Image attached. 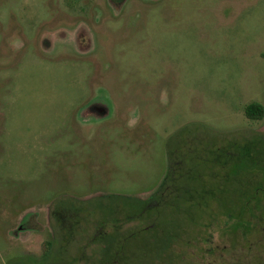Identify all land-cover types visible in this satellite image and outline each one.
Masks as SVG:
<instances>
[{"label":"rangeland","instance_id":"obj_1","mask_svg":"<svg viewBox=\"0 0 264 264\" xmlns=\"http://www.w3.org/2000/svg\"><path fill=\"white\" fill-rule=\"evenodd\" d=\"M114 3L0 0V264L261 255V220L248 238L253 255L246 232L216 230L208 247L195 221L214 224L225 200L235 209L236 173L212 162L230 149L212 156V144L264 132V117L244 114L249 102L264 105V0ZM93 100L107 115L80 123ZM171 162L173 188L156 214ZM55 206L76 216L69 233ZM108 229L128 236L116 257L99 248Z\"/></svg>","mask_w":264,"mask_h":264},{"label":"trees","instance_id":"obj_2","mask_svg":"<svg viewBox=\"0 0 264 264\" xmlns=\"http://www.w3.org/2000/svg\"><path fill=\"white\" fill-rule=\"evenodd\" d=\"M244 114L250 120H260L264 117V105L261 102L252 101L247 103L244 106ZM224 136V135H223ZM211 147L214 149L211 152L212 156H215L217 152L221 150L230 149L228 158L226 160H219L218 158L214 159L213 164H218L219 166H231L232 171L236 173L235 177V191H236V204L235 209H232L233 204L228 203L230 201L225 200L223 207L220 210H217L213 214L215 219L214 224L206 225L200 224L199 221H195V225L199 224V230H204L202 243L206 246L212 245V236L213 233L217 231H233L240 230L242 235H245L246 238L242 236V240H245L242 243L243 246L246 245L247 250L250 254L253 255L255 249L253 247L257 246V242L248 239L250 232L254 231V227H257V224L264 222V211H261L260 205V196L264 194V132L254 135L248 141L237 142L235 136L230 135L229 138H223L217 143L212 144ZM173 152L170 148H167V158L170 161L172 159ZM173 162V159H172ZM172 162L169 163V169L165 178V185L171 186L170 189L166 187H160L158 191L161 195L160 205H156L152 211L157 214V210L164 204H167L168 200L164 195L172 190L173 186L171 184L174 177ZM177 163H175L176 165ZM232 173V172H231ZM259 178V179H258ZM182 190L186 188L184 186L180 187ZM147 203V201H145ZM143 201L142 203L145 204ZM150 214V212H149ZM262 215V216H260ZM150 216V215H149ZM246 216V219L242 218ZM215 225V226H214ZM195 226V227H196ZM146 231V230H141ZM152 231V230H149ZM129 232V231H128ZM198 239L201 237H197ZM196 239V240H198ZM49 242H45L48 244ZM205 246V247H206ZM48 248V247H47ZM44 253L47 255L48 249ZM241 264H264V252L259 255L255 254L250 257V260L246 262H241Z\"/></svg>","mask_w":264,"mask_h":264},{"label":"flooded vegetation","instance_id":"obj_3","mask_svg":"<svg viewBox=\"0 0 264 264\" xmlns=\"http://www.w3.org/2000/svg\"><path fill=\"white\" fill-rule=\"evenodd\" d=\"M116 1L117 0H108V2L112 6H115V3L114 2H116ZM104 105H105L104 102L95 101V100L90 101V103L83 108L85 110V113L84 114L86 115L83 118L84 120L81 119V115L80 114H82V113L80 111V113L78 115L79 116L78 117L79 122L80 123H82L83 121L87 122V120H89V121L92 122V121H97V120H100V119L104 118L107 115V113L104 111V110H106V108H105ZM50 212L51 213L52 212L54 213V217L57 219V222L60 223V229L61 230H64L65 233H69V231H71V229L74 227L73 224L74 223L75 224L78 223V220L76 219V216L75 215H71L70 213H66L63 210H61V208H57L56 206H55L54 209L50 210ZM74 217H75V219H74ZM71 223H73V224H71ZM51 226H53V224H51ZM28 227L29 228H32L33 226L32 225H29ZM28 227L25 226L24 223H23V224H20L18 228H20V229L21 228L28 229ZM116 230L117 229H114V230L108 229L105 232L104 236H102V237L100 236L101 239H102V241L100 239L101 245L99 246V248L102 249V247H104V249H102V252L103 251L104 252L106 251V254L108 253L109 255H111L113 257H116L117 255H120L122 253L123 246L121 245V239L123 240V239H125V238L128 237V236L125 237L122 234L121 231L119 232L118 230L117 231ZM60 232H59L60 237L61 236L63 237V235H61ZM105 239H108L110 241L109 243H107V245L105 243H103ZM45 242H49V241H45ZM58 243H59V241H58ZM65 243H66V241L63 244H65ZM47 246L50 248L51 247V243L49 242L47 244ZM107 250H109V252ZM111 253H113V254H111ZM84 260H85L84 263H86L87 257L84 258ZM108 262H113V261H110L109 260ZM107 264H110V263H107Z\"/></svg>","mask_w":264,"mask_h":264}]
</instances>
